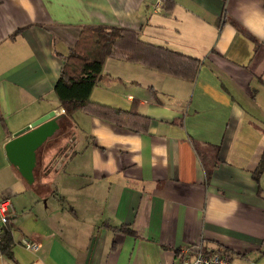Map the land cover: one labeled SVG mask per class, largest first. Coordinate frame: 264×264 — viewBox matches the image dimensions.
<instances>
[{
  "label": "crops",
  "instance_id": "obj_1",
  "mask_svg": "<svg viewBox=\"0 0 264 264\" xmlns=\"http://www.w3.org/2000/svg\"><path fill=\"white\" fill-rule=\"evenodd\" d=\"M86 26L133 29L202 66L189 82L109 58L91 99L136 102L147 132L84 112L70 124L54 88ZM50 112L75 137L54 191L5 150ZM263 154L264 0H0V196L16 211L0 264H172L185 249L264 264Z\"/></svg>",
  "mask_w": 264,
  "mask_h": 264
},
{
  "label": "trees",
  "instance_id": "obj_2",
  "mask_svg": "<svg viewBox=\"0 0 264 264\" xmlns=\"http://www.w3.org/2000/svg\"><path fill=\"white\" fill-rule=\"evenodd\" d=\"M166 2L171 5L174 3ZM116 57L189 82L196 80L203 62L200 58L174 51L167 46L145 42L133 29L105 26L83 27L79 39L64 59L60 77L54 88L56 97L65 111L63 116L70 121V124L75 114L84 112L138 134L147 132L151 119L139 113L136 102L131 109L122 110L91 99L94 88L104 76L106 61ZM68 133H71L69 129ZM207 169L209 170L210 167L207 166ZM38 172L43 173L42 165L39 163L34 172L35 179ZM263 173L264 154L253 173V178L258 185ZM210 177L211 171L208 174V178ZM259 192L261 194L262 190L259 189ZM122 230L125 233H133L126 229ZM12 248L13 238L11 231L8 230L0 252L7 254Z\"/></svg>",
  "mask_w": 264,
  "mask_h": 264
},
{
  "label": "water",
  "instance_id": "obj_3",
  "mask_svg": "<svg viewBox=\"0 0 264 264\" xmlns=\"http://www.w3.org/2000/svg\"><path fill=\"white\" fill-rule=\"evenodd\" d=\"M61 130V116L50 112L14 134L13 139L6 144L5 150L10 163L30 185L35 182L34 172L38 165V151ZM74 147L75 137L70 140L60 154L55 155L48 170L57 171Z\"/></svg>",
  "mask_w": 264,
  "mask_h": 264
},
{
  "label": "built area",
  "instance_id": "obj_4",
  "mask_svg": "<svg viewBox=\"0 0 264 264\" xmlns=\"http://www.w3.org/2000/svg\"><path fill=\"white\" fill-rule=\"evenodd\" d=\"M161 5L158 1L157 8ZM16 211L9 198L0 196V248L5 241L6 234L12 231V220ZM23 245L27 249H32V244L28 239L23 240ZM172 264H233L230 256L222 252H203L201 249H185L179 255L177 261Z\"/></svg>",
  "mask_w": 264,
  "mask_h": 264
},
{
  "label": "flooded vegetation",
  "instance_id": "obj_5",
  "mask_svg": "<svg viewBox=\"0 0 264 264\" xmlns=\"http://www.w3.org/2000/svg\"><path fill=\"white\" fill-rule=\"evenodd\" d=\"M62 127V124H61ZM62 127V130L52 139L48 140V142L38 151V163L42 165L43 173L47 172L49 169V165L55 155L60 154L64 148L67 146V144L70 142V140L73 138L72 133H68V130ZM71 135L70 139H65L64 135ZM63 138V139H62ZM65 142V143H63ZM54 153V155H53ZM49 157V161L46 162L45 159Z\"/></svg>",
  "mask_w": 264,
  "mask_h": 264
},
{
  "label": "rangeland",
  "instance_id": "obj_6",
  "mask_svg": "<svg viewBox=\"0 0 264 264\" xmlns=\"http://www.w3.org/2000/svg\"><path fill=\"white\" fill-rule=\"evenodd\" d=\"M62 113L64 114L65 113V111H64V109H62ZM65 137H63V138H65V139H70V137H71V135H64ZM62 138V139H63ZM63 143H65V142H63ZM53 155H54V153H53ZM51 159V158H50ZM49 159V157L47 158V159H45L46 160V162L47 161H49L50 160ZM70 162V161H69ZM68 162V163H69ZM49 171V170H48ZM45 172V175H47V177L46 178H44V181H45V183L47 184V185H49V186H51L52 185V188H51V190H53L54 191V188H53V183H55L58 179H62V176H63V174H62V172H56L55 170L54 171H52V173L51 174H49V172ZM49 174V175H48ZM39 175H40V172H38L37 173V177H39ZM41 175H42V173H41ZM16 216V215H15ZM15 218V217H14ZM14 218H13V220H12V224H13V221H14ZM32 244V243H31ZM32 248H33V245H32Z\"/></svg>",
  "mask_w": 264,
  "mask_h": 264
}]
</instances>
